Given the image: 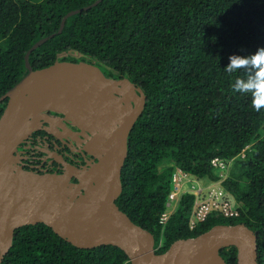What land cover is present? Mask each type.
I'll list each match as a JSON object with an SVG mask.
<instances>
[{
	"label": "trees",
	"instance_id": "obj_1",
	"mask_svg": "<svg viewBox=\"0 0 264 264\" xmlns=\"http://www.w3.org/2000/svg\"><path fill=\"white\" fill-rule=\"evenodd\" d=\"M0 0V98L33 70L56 62L88 60L113 79L142 88L146 108L128 138L122 169L121 211L151 232L157 254L182 239L217 225L244 224L257 233L264 264V109L231 85L246 78L228 73L231 55L264 47V0ZM93 5V6H92ZM91 6V7H90ZM89 7V8H88ZM88 8V9H85ZM67 19L59 33L63 18ZM8 99L0 105L2 116ZM231 162L221 185L237 202L239 216L211 214L190 228L195 196L184 194L167 223L160 225L177 170L217 183L212 160ZM237 264L236 247L223 248ZM1 264H131L118 247L81 249L44 224L15 232Z\"/></svg>",
	"mask_w": 264,
	"mask_h": 264
},
{
	"label": "water",
	"instance_id": "obj_2",
	"mask_svg": "<svg viewBox=\"0 0 264 264\" xmlns=\"http://www.w3.org/2000/svg\"><path fill=\"white\" fill-rule=\"evenodd\" d=\"M80 11L63 18L59 33ZM52 37L30 49L28 74L0 98V105L8 99L0 117V264L12 248L15 232L37 224L77 248L118 247L131 264H227L220 251L233 246L237 264H259L257 233L244 224L217 225L157 254L154 235L116 203L122 193L128 138L146 108V94L129 79L109 78L100 67L84 61L33 70L30 55ZM47 112L64 115L91 133L85 149L98 161L77 167L58 157L63 174L24 171L18 148L41 128Z\"/></svg>",
	"mask_w": 264,
	"mask_h": 264
},
{
	"label": "flooded vegetation",
	"instance_id": "obj_3",
	"mask_svg": "<svg viewBox=\"0 0 264 264\" xmlns=\"http://www.w3.org/2000/svg\"><path fill=\"white\" fill-rule=\"evenodd\" d=\"M81 61L91 63L84 59ZM46 114V119L41 120V128L34 131L18 148L20 166L24 171L40 175L63 174L64 166L57 161L58 157L77 167L98 161L85 149L90 141L86 136L93 137L91 133L77 128L64 115L56 112ZM71 182L78 181L72 178Z\"/></svg>",
	"mask_w": 264,
	"mask_h": 264
},
{
	"label": "built area",
	"instance_id": "obj_4",
	"mask_svg": "<svg viewBox=\"0 0 264 264\" xmlns=\"http://www.w3.org/2000/svg\"><path fill=\"white\" fill-rule=\"evenodd\" d=\"M228 163L230 162L220 158L212 160L211 164L213 168L219 172L221 178V180L217 182L218 185L208 186L206 188H196L191 185V188H189L187 192H184L183 185L185 183H190L189 176L177 170L173 175L172 192L169 195L166 211L160 217V225L164 226L167 223L171 214L176 210L181 197L186 193L195 196L194 207L190 218L191 229L205 222L213 213L220 214L225 218L239 216L238 206L235 205L232 200V195L221 185V182L225 179L223 171L226 170Z\"/></svg>",
	"mask_w": 264,
	"mask_h": 264
},
{
	"label": "clouds",
	"instance_id": "obj_5",
	"mask_svg": "<svg viewBox=\"0 0 264 264\" xmlns=\"http://www.w3.org/2000/svg\"><path fill=\"white\" fill-rule=\"evenodd\" d=\"M230 63L224 68L228 73L240 70L247 72L246 78H237L231 88L234 93L249 94L251 107L259 112L264 109V47L247 56L231 55Z\"/></svg>",
	"mask_w": 264,
	"mask_h": 264
},
{
	"label": "rangeland",
	"instance_id": "obj_6",
	"mask_svg": "<svg viewBox=\"0 0 264 264\" xmlns=\"http://www.w3.org/2000/svg\"><path fill=\"white\" fill-rule=\"evenodd\" d=\"M232 161L230 163H228L227 167H226V170L223 171V173L225 174V179L227 178V176L229 175V172L231 170V167H232ZM189 176V179H190V183H185L183 185V190L184 192H187L189 190V188H191V185L195 186L196 188H206V187H210V186H213V185H218V183L216 184H210V185H205V181H201V180H198L196 179L195 177L193 176ZM224 179V180H225ZM232 200L234 201L235 205H237V202L235 201L234 197L232 196ZM174 209H175V206H174Z\"/></svg>",
	"mask_w": 264,
	"mask_h": 264
}]
</instances>
